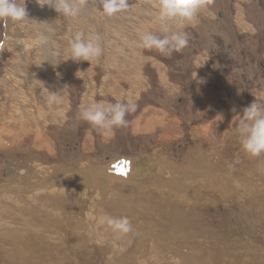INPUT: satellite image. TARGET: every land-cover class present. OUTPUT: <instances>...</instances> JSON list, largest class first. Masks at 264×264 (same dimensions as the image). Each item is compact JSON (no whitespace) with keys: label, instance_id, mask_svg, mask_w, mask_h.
Here are the masks:
<instances>
[{"label":"rangeland","instance_id":"1","mask_svg":"<svg viewBox=\"0 0 264 264\" xmlns=\"http://www.w3.org/2000/svg\"><path fill=\"white\" fill-rule=\"evenodd\" d=\"M24 3L23 22L0 23V141L11 143L0 147V184L43 186L89 167L112 169L115 180L93 172L82 185L55 187L58 197L14 195L0 264H264V156L245 155L234 130L235 116L264 92V0H211L183 29L188 45L170 56L136 46L144 31L161 35L156 0H128L111 17L84 0L75 19ZM81 30L101 37L103 54L90 63L68 55ZM49 91L61 100L49 104ZM117 100L138 108L111 137L78 119L82 107ZM129 167L141 172L132 187ZM87 196L96 198L92 224ZM120 217L130 231L106 232L107 219ZM22 218L41 238L10 236L26 230ZM96 229L104 246L94 244Z\"/></svg>","mask_w":264,"mask_h":264},{"label":"clouds","instance_id":"2","mask_svg":"<svg viewBox=\"0 0 264 264\" xmlns=\"http://www.w3.org/2000/svg\"><path fill=\"white\" fill-rule=\"evenodd\" d=\"M41 6H47L59 14V17L75 19L84 7V0H37ZM97 11L102 16H114L127 10L128 0H97ZM211 0H156L154 17L159 23L161 35L144 31L139 36L136 46L146 50H156L160 54L171 55L179 52L189 43V33L183 29L196 20L198 13L207 8ZM24 0H0V23L13 24L23 22L27 17ZM39 43H46L47 37L41 35ZM70 59L91 62L103 54L101 37L98 33L77 31L68 41ZM254 101L243 108L242 115L237 114L234 130L237 133L241 151L251 157L264 156V92H259ZM61 100L60 92H50L48 103ZM138 108L135 102L117 100L115 103L93 102L82 107L78 119L87 122L102 136H113L114 130L126 127V116ZM235 111V109H232ZM113 233L125 234L131 229L127 217L108 218L106 221Z\"/></svg>","mask_w":264,"mask_h":264},{"label":"bare ground","instance_id":"3","mask_svg":"<svg viewBox=\"0 0 264 264\" xmlns=\"http://www.w3.org/2000/svg\"><path fill=\"white\" fill-rule=\"evenodd\" d=\"M87 12V11H86ZM86 15V14H85ZM93 23V22H92ZM144 23V22H143ZM148 26L149 25H147V29H148ZM143 27V26H142ZM74 30V29H73ZM132 45V44H131ZM136 47V46H135ZM120 49V48H119ZM69 55V54H68ZM107 55V54H106ZM126 67V66H125ZM131 67V66H130ZM57 70V69H56ZM43 72V71H42ZM167 72V71H166ZM135 76V75H134ZM137 77V76H136ZM135 77V78H136ZM132 81V80H131ZM155 82V81H154ZM174 84V83H173ZM45 90V89H44ZM57 108V107H56ZM79 108V107H78ZM44 117V116H43ZM25 118V117H24ZM56 119V118H55ZM219 119V118H218ZM19 120V119H18ZM23 120V119H22ZM7 129V128H6ZM6 129H5V131H6ZM146 130V129H145ZM2 130H0V132H1ZM4 131V130H3ZM7 133L5 134V136H7V138L8 137H10L11 136V132L9 133V131H6ZM14 132V131H13ZM12 132V133H13ZM16 132H19V131H16ZM15 133V132H14ZM173 135V134H172ZM1 136V135H0ZM4 136V137H5ZM22 138V137H21ZM20 139V138H19ZM165 139V138H164ZM10 140V139H9ZM21 140V139H20ZM20 140H18V139H16V138H13L12 139V143H15V145L17 144L18 145V143L20 142ZM3 141V140H2ZM2 141H0V147H3V148H5V147H8L9 148V146L11 145V143H3ZM36 141V140H35ZM42 141L45 143V141L43 140V138H42ZM43 143V144H44ZM10 144V145H9ZM47 146V145H46ZM16 147V146H15ZM41 147V146H40ZM34 148V147H33ZM18 150V149H17ZM17 158V157H16ZM163 163H166L165 161H163ZM127 166V165H126ZM132 166H134V165H132ZM137 167V166H136ZM104 169H106V168H104ZM129 169H130V167H129ZM128 168H125V172L127 173L128 171H129V174L127 175V181H124V183H126L127 185H130V187H132V186H134V185H136V179H137V177L138 176H140V174H141V172L140 171H137V169L135 168L134 169V171H133V167L129 170ZM10 170H12V171H10V173H12L13 171H14V169H10ZM80 171V170H79ZM77 172V174H72V175H64V176H61V177H59V178H57V179H55V181H52L53 182V184H45V185H43V186H27L26 184H23V183H21V182H19V181H16V178L17 177H15V178H8L7 176H5V177H7L8 179H7V184H5V185H3V184H0V197L2 198V200L0 201V226H5L6 227V230L5 231H7V227H10V226H12L11 225V223H7L6 221H4V217H7V213L10 211V207L12 208L13 206H10V207H8L7 206V201H10V200H14L13 198H14V195H21V193L23 192H28V193H30V194H32V195H30V197H31V199H38L39 197H42V196H47V195H50V196H52V197H58V196H54L55 194H57V193H59L58 191H57V189L55 188V187H59V190H63L64 189V187L61 185V183H64V182H66V183H68V182H72V181H75V180H79V182H80V184L82 185L83 183H84V180H85V178L89 175V174H91V173H95L94 175H97V174H99V175H103V176H105L107 179H109V180H113L114 178H113V176L114 175H112V174H110V172H108V171H110V169H107L105 172L103 171V170H101V169H94V168H88L87 169V171L86 170H84V171H82V172ZM132 171V172H131ZM26 173V172H25ZM140 173V174H139ZM250 173V172H249ZM13 174V173H12ZM135 175H136V177H135ZM23 176V175H22ZM20 177H21V175H20ZM225 177V176H224ZM25 178V177H24ZM21 179V178H20ZM115 180V179H114ZM118 181H119V179H118ZM243 181V180H242ZM119 182H121V183H123V181H119ZM247 182V181H246ZM171 182H169L168 181V184H170ZM236 185V184H235ZM234 185V186H235ZM233 186V185H232ZM54 187V188H53ZM229 187V186H228ZM223 188V187H222ZM165 190L167 189V188H164ZM163 189V190H164ZM249 189V188H248ZM258 189V188H257ZM162 190V189H161ZM240 190V189H239ZM255 190V189H254ZM261 190V189H260ZM264 190V189H263ZM167 191H169V190H167ZM225 191V190H224ZM253 191V190H252ZM5 192H7L6 194H5ZM69 192H70V190H69ZM254 193V192H253ZM259 193V192H258ZM64 194V192H60V196L61 195H63ZM242 194H243V192H242ZM250 194H252L251 192H250ZM257 195V194H256ZM238 196V195H237ZM259 196V195H258ZM89 198V205H87L86 207H87V210H85L84 209V217L87 219V220H89V224H92L91 223V217H92V212H93V210H94V204H95V201H96V198L95 197H92V196H87V199ZM235 198V197H234ZM29 200H31L30 198H28ZM123 199V198H122ZM250 199H251V197H250ZM262 199V198H261ZM61 200H64L63 198H61ZM121 200V199H120ZM230 200V199H229ZM232 201H233V199H232ZM236 201V200H235ZM11 202V201H10ZM238 203V202H237ZM233 204H234V201H233ZM241 205H242V203H241ZM7 208V211L8 212H5L4 210H6V209H4V208ZM14 209V208H13ZM12 211V210H11ZM12 213H14V212H12ZM25 213V212H24ZM28 213V212H27ZM19 214H21L20 212H19ZM19 214H18V216H19ZM119 214H121V213H119ZM27 215H25V217H26ZM9 218H10V216H9ZM8 220V219H7ZM28 219H21V224H22V227L23 228H25L26 230H16L15 228H13V230L11 229V230H9V234H10V236H12L11 234H12V231L14 232V233H16L17 234V236H19V238H22V240H26L28 237V234L29 233H27V231L28 232H30L31 230H32V232H33V230H37V228H34L33 226H32V224H29V222L27 221ZM16 224V223H15ZM19 225H20V223H19ZM13 227V226H12ZM11 227V228H12ZM40 228H38V229H43L44 227L42 226V225H40L39 226ZM3 228V227H2ZM5 229V228H4ZM97 230V229H96ZM4 231V230H3ZM38 231V232H37ZM37 231H34L33 233L32 232H30L32 235H34V236H39V231L40 230H37ZM43 231V230H42ZM105 231L107 232V231H110L111 233L110 234H112V231L111 230H108V229H105ZM44 232V231H43ZM105 232V233H106ZM104 231H94V230H91V233H90V235H91V237H92V239H93V241H95L94 242V244L95 245H97V247H99V246H104L106 243H105V241H103V239H99V237L102 235V236H104ZM15 234V235H16ZM107 234V233H106ZM6 234H4V235H2V236H5ZM134 235H136L137 236V238H138V240L137 241H139V243L141 242V240L142 239H140V236H141V233H136V234H134ZM14 236V235H13ZM139 236V237H138ZM40 237V236H39ZM41 238V237H40ZM101 238V237H100ZM16 239V238H15ZM156 239V238H155ZM22 240H21V242H22ZM50 240H53V238H50ZM123 240H126L125 238H123ZM158 240V239H157ZM43 241V240H42ZM89 242L90 243H93V242H91L90 240H89ZM110 242L112 243V244H114V245H116L117 243H118V241L116 240V241H112L111 239H110ZM23 243V242H22ZM102 243V244H101ZM53 244V243H52ZM119 244V243H118ZM121 244V243H120ZM119 244V245H120ZM0 245H1V243H0ZM2 246V245H1ZM4 246V245H3ZM18 246V245H17ZM48 246V245H47ZM122 246H123V244H122ZM42 248V247H41ZM48 248H50L51 249V247H46V253L47 252H50V250H48ZM119 248V247H118ZM121 249V246H120V248H119V250ZM43 250V249H42ZM11 251V250H10ZM28 251V250H27ZM23 252V251H22ZM25 252V251H24ZM9 253H11V252H9ZM34 253V252H33ZM151 253V252H150ZM39 254V253H38ZM20 255H21V253H20ZM48 258V257H47ZM61 259L62 257H60L59 258V256H58V254L55 256V259ZM2 262V261H1ZM5 262V261H4ZM43 262V261H42ZM60 262V261H59ZM21 263V262H20ZM2 264V263H1ZM119 264H122V263H119Z\"/></svg>","mask_w":264,"mask_h":264},{"label":"crops","instance_id":"4","mask_svg":"<svg viewBox=\"0 0 264 264\" xmlns=\"http://www.w3.org/2000/svg\"><path fill=\"white\" fill-rule=\"evenodd\" d=\"M148 25H151V24L148 23ZM128 169H129V168H128ZM129 170H130V169H129ZM109 172H110V174H112L113 170L111 169ZM114 172H115V171H114ZM131 172H132V171H131ZM112 175H113V174H112ZM120 175H121V173H119V175H116V173H115V176H120Z\"/></svg>","mask_w":264,"mask_h":264}]
</instances>
